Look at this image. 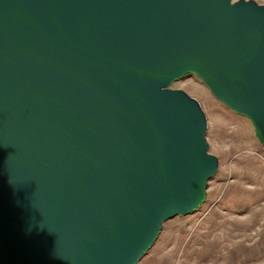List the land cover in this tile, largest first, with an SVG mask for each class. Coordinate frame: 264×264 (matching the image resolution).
Instances as JSON below:
<instances>
[{
  "label": "water",
  "instance_id": "water-1",
  "mask_svg": "<svg viewBox=\"0 0 264 264\" xmlns=\"http://www.w3.org/2000/svg\"><path fill=\"white\" fill-rule=\"evenodd\" d=\"M190 73L264 145V3L0 0V264H138L202 205Z\"/></svg>",
  "mask_w": 264,
  "mask_h": 264
},
{
  "label": "rangeland",
  "instance_id": "rangeland-1",
  "mask_svg": "<svg viewBox=\"0 0 264 264\" xmlns=\"http://www.w3.org/2000/svg\"><path fill=\"white\" fill-rule=\"evenodd\" d=\"M171 87L201 102L209 152L219 158V168L202 205L166 220L138 264H264V145L251 119L218 99L194 73Z\"/></svg>",
  "mask_w": 264,
  "mask_h": 264
}]
</instances>
